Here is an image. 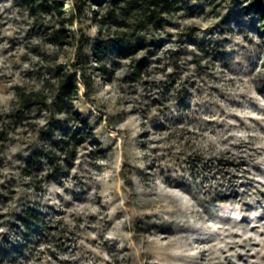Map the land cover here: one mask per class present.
<instances>
[{
  "label": "rangeland",
  "instance_id": "374dc122",
  "mask_svg": "<svg viewBox=\"0 0 264 264\" xmlns=\"http://www.w3.org/2000/svg\"><path fill=\"white\" fill-rule=\"evenodd\" d=\"M59 1L67 20L75 0ZM178 2L137 79L96 11L61 48L66 21L34 25L27 2L0 0V264H264V0ZM57 71L82 87L85 142L65 121L52 136L20 123V89ZM73 140L51 170L46 148Z\"/></svg>",
  "mask_w": 264,
  "mask_h": 264
},
{
  "label": "trees",
  "instance_id": "16d2710c",
  "mask_svg": "<svg viewBox=\"0 0 264 264\" xmlns=\"http://www.w3.org/2000/svg\"><path fill=\"white\" fill-rule=\"evenodd\" d=\"M23 1L30 5V13L34 17V25H43L46 21V16H58L60 18L58 21H62L63 17L66 15L64 4H59V0H40L42 4L40 3L41 6L39 8L34 6L36 0ZM178 3V0H112L108 10L102 13L100 11V2L98 3V1L92 3L90 0H75V6L69 18L63 20V22H67V25L62 24L57 27L54 25L51 31L53 36L56 37L58 47L63 48L68 43L64 38H76L78 32H75V30L78 27L79 16H81L86 9H89L88 13L96 11L95 13L98 14V16L95 21L101 29L107 27L111 30L113 25H118L119 28L114 31L116 36L109 38V40L107 39L106 43L111 47H115L121 55L123 54L129 57V67L133 68L130 72L133 73L137 79H141L143 75H145L144 73H146L145 65L147 61L151 59V57H154L157 51L152 46L153 41H151L150 45L148 44V31L153 26L158 27L162 25L166 20V16L171 15L174 11L179 9ZM108 23H111V25ZM65 26H67L68 29H66ZM65 29L67 31H64ZM81 37H83V34ZM81 37L77 38V40H82ZM101 41H103V38H101L98 44ZM1 42L2 35L0 24V44ZM81 49H83V42L80 46V50ZM95 51L100 53V57L97 59L100 61L99 65L104 69L106 67L105 51L102 54L97 47H95ZM88 61L89 58L85 57L84 63ZM57 68H61V66L57 64L55 69ZM57 73L58 75L54 82L46 79L43 81L40 88L32 86L28 90L21 91L20 89L18 102L20 110L22 111L20 123L24 122L36 131H40L41 134L47 132L49 133L47 135L52 136L55 131L61 127L62 121H65L68 123V126H78L79 133H85V136L79 140L80 142H85L86 136L93 135V129L89 125H86L87 121L76 109L75 101L79 98L82 87H80L78 79L70 73L61 71H57ZM33 111L45 113L47 120L44 127L37 128V124H32L27 121L29 113ZM86 133L89 134L87 135ZM77 144L78 141H74L65 148H46L45 154L49 158L51 170L60 163L59 159L62 155H64L65 158H68L71 154L73 155V151H76ZM34 151L36 154L37 150L34 149ZM42 151L44 152V150ZM29 159H31V157ZM29 166L31 167L26 168L27 171L25 175L29 177L27 178L29 181H33L35 175L32 172L35 168H33V164H29ZM37 190L43 191V186H39ZM1 191L3 190L0 188V195L3 193ZM4 216L5 214H1L0 218ZM19 219L20 223H23V227L27 228L25 214Z\"/></svg>",
  "mask_w": 264,
  "mask_h": 264
}]
</instances>
